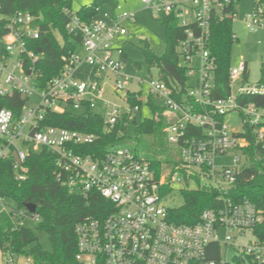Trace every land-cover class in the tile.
I'll return each instance as SVG.
<instances>
[{"label":"built area","instance_id":"obj_1","mask_svg":"<svg viewBox=\"0 0 264 264\" xmlns=\"http://www.w3.org/2000/svg\"><path fill=\"white\" fill-rule=\"evenodd\" d=\"M141 1L156 13L174 14L186 27L177 47L189 77L186 93L158 75L147 81L145 95L146 81L125 73L123 43L115 45V41L127 34L125 23L135 15L121 11L119 4L113 11L97 8L90 20L64 9L69 16L66 30L71 49L63 57L61 73L43 84L42 17L25 10L6 13L0 0V163L11 159L20 181L28 177V156L49 149L56 156V178L63 186L84 195L96 192L109 201L112 208L105 218L90 216L76 225V258L81 264H228V247L264 263V242L254 234L264 220L263 213L250 199L237 200L232 193L238 174L250 163L245 152L249 135L264 145V105L249 102L251 96H264V83L241 85L233 92L235 80L249 73L248 62L243 60L230 68V95H213L217 59L209 48L211 26L214 19L234 21L240 0ZM245 21L251 31L264 28V0H255V9ZM195 58L199 66L189 67ZM111 93L123 103H131V97L148 104L158 100L163 112L157 111L154 118L165 120L167 141L177 153L175 161L163 162L156 169L151 161L120 145L101 157L84 153V146L94 143L96 134L47 123L49 113L95 110L100 105L107 131L126 116L129 125L141 106L118 105L108 99ZM15 94L23 98L19 115L2 106ZM34 94L40 102L28 107ZM231 112L241 116L242 131L231 130L226 123L225 116ZM232 151L241 155L231 165H216L217 156ZM202 181L205 184L198 187L217 191L216 205L203 209L194 223L171 221L163 195L177 183ZM3 212L17 224H24L27 217L40 218L37 211L13 207L0 196ZM213 243L221 246L220 262L207 259ZM0 264H33V259L10 255Z\"/></svg>","mask_w":264,"mask_h":264},{"label":"trees","instance_id":"obj_2","mask_svg":"<svg viewBox=\"0 0 264 264\" xmlns=\"http://www.w3.org/2000/svg\"><path fill=\"white\" fill-rule=\"evenodd\" d=\"M4 11L12 13L17 10L29 11L41 16L43 30L41 43L45 55L41 64L43 84L59 75L64 65V55L70 47V35L66 24L68 17L65 8H72V0H2ZM98 4L84 5L76 11L86 20L97 15ZM166 24L167 47L161 55H155L150 49H145L147 65L156 67L159 76L171 87H178L182 93L187 92L189 80L186 66L181 64L177 49L181 39L185 37L186 27L179 24L174 14L164 16ZM59 35L63 43L57 38ZM233 32L232 19H214L211 26L209 48L217 59V70L213 95L215 98L227 97L231 93L230 68L233 45L237 41ZM127 60V54L125 53ZM139 65V64H138ZM141 65V64H140ZM139 65V66H140ZM249 73L244 75V79ZM264 83V62L262 78ZM250 103L264 105V96H251ZM133 105H140L139 98L131 97ZM155 112H163L153 99L149 103ZM23 98L19 95L8 97L2 106L12 109L16 115L22 111ZM141 106V105H140ZM136 119V118H135ZM127 116L112 131H107L104 125V115L101 111L87 109L85 111H66L65 113H49L47 123L72 130H80L97 135L94 143L84 146V153H94L103 156L111 147L121 145L128 138ZM165 120L155 118L141 120L137 131V144L134 152L142 159L151 161L156 169L163 162H172L177 158L176 150L172 149L164 132ZM122 131V133H120ZM250 145L245 149L249 154L250 163L238 174L233 196L237 200L248 198L256 204L264 216V145L257 143L249 135ZM176 158V159H175ZM29 169L28 177L23 180L15 178L12 160L6 159L0 163V196L15 202L18 207L32 202L37 205L40 218L36 229L48 233L51 250H46L39 242L35 228L25 224H17L7 213H0V248L4 255L32 257L33 264H81L76 255L78 253V239L75 232L76 225L93 216L105 218L112 208L108 200L96 192L87 195L71 192L56 178V156L49 149L31 153L26 161ZM183 205L170 208L169 219L176 223H194L201 211L216 205L217 191L211 187H198L184 190ZM255 236L264 242V220L254 229ZM209 248L207 259L220 262L221 246L213 243ZM238 264H246V260L253 264L252 257L236 255ZM103 264V263H100Z\"/></svg>","mask_w":264,"mask_h":264},{"label":"rangeland","instance_id":"obj_3","mask_svg":"<svg viewBox=\"0 0 264 264\" xmlns=\"http://www.w3.org/2000/svg\"><path fill=\"white\" fill-rule=\"evenodd\" d=\"M98 4L101 12L113 11L120 5L121 11L134 13V19L125 23L127 34L121 37L120 40L115 41V45L121 43L124 52L127 54V60L124 62L125 73L135 78H143L146 82L143 84V93H148V82L151 78L157 77L159 71L156 67H149L146 63L144 50L150 49L155 55L161 56L167 47L166 41V24L164 23V13H156L151 7H147L141 0H72V8L78 11L84 5ZM255 9V0H240L237 8V17L233 21V32L238 38L232 49L231 66H237L243 60L248 62L249 75L246 79L238 78L235 80L233 92L237 91L241 85H255L258 84L262 78V66L264 62V28L257 31H251L246 26L245 17L251 14ZM140 66H139V65ZM199 66L198 60L195 58L189 63V67L197 68ZM113 77V76H112ZM193 80V78H192ZM194 83V80L193 82ZM111 87V86H109ZM132 89L136 85L131 86ZM110 90V89H109ZM40 96L34 94L28 103V107H35L40 102ZM108 99L117 102L118 105H133L132 103H123L120 99L115 97L113 93L108 95ZM156 104L158 100H156ZM141 111L135 113L136 119L131 120L128 128V138L120 145L126 146L134 151L135 145L138 141L140 134L137 127L140 125L141 120L145 118H154L155 110L148 103H141ZM96 111L102 110L101 106L97 105ZM225 121L231 130L240 132L243 129L242 118L237 112H231L225 116ZM173 149V148H172ZM236 155H241L238 151L229 152L227 155H219L216 158V165H231ZM205 181L200 184L191 182L190 184L177 183L169 193L163 195L162 202L164 205L175 208L184 204L186 188L196 189L200 185H204ZM5 202L18 207V205L8 198ZM38 221L30 217L25 218L24 224L27 227L35 228V233L39 237V242L46 250H51V243L49 235L44 230L36 229ZM254 239L253 236L250 237ZM225 252V247L222 248V254ZM239 255L237 250L228 247L226 251V261L228 264H238L235 256ZM10 255H4L0 248V262L6 260ZM24 262V257L19 259ZM246 264H253L246 260ZM264 264V263H260Z\"/></svg>","mask_w":264,"mask_h":264},{"label":"water","instance_id":"obj_4","mask_svg":"<svg viewBox=\"0 0 264 264\" xmlns=\"http://www.w3.org/2000/svg\"><path fill=\"white\" fill-rule=\"evenodd\" d=\"M24 207L31 213H35L37 211V205L32 202L25 203Z\"/></svg>","mask_w":264,"mask_h":264}]
</instances>
